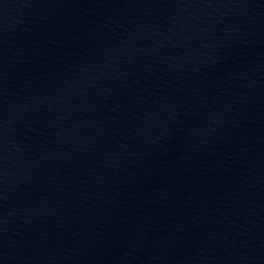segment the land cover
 <instances>
[{
	"label": "water",
	"instance_id": "1",
	"mask_svg": "<svg viewBox=\"0 0 264 264\" xmlns=\"http://www.w3.org/2000/svg\"><path fill=\"white\" fill-rule=\"evenodd\" d=\"M0 264H264V0H0Z\"/></svg>",
	"mask_w": 264,
	"mask_h": 264
}]
</instances>
